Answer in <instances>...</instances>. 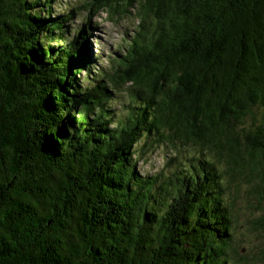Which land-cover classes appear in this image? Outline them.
I'll return each instance as SVG.
<instances>
[{
    "label": "trees",
    "instance_id": "trees-1",
    "mask_svg": "<svg viewBox=\"0 0 264 264\" xmlns=\"http://www.w3.org/2000/svg\"><path fill=\"white\" fill-rule=\"evenodd\" d=\"M81 10L139 20L111 71L51 0H0V264H243L226 195L246 178L264 232V0ZM163 143L199 152L140 173Z\"/></svg>",
    "mask_w": 264,
    "mask_h": 264
},
{
    "label": "rangeland",
    "instance_id": "rangeland-1",
    "mask_svg": "<svg viewBox=\"0 0 264 264\" xmlns=\"http://www.w3.org/2000/svg\"><path fill=\"white\" fill-rule=\"evenodd\" d=\"M84 1L51 0L50 17L71 15V20L65 24L69 30L66 41L71 40L81 30H86L85 44L92 71L94 74L98 70L111 71L116 61L125 54L139 20L133 12L117 19H109L106 13L94 15L92 12H84L81 10ZM76 77L81 83H86V71L79 72ZM126 102L127 97L118 93L117 99L110 105L121 116ZM178 148L180 150L176 151L165 143L156 147L147 146L145 154L138 160V170L147 176L161 173L166 175L179 161L185 162L188 157L199 152V147L195 145ZM250 191L251 184L246 178H238L228 186L226 201L231 207L233 219V254L237 258L244 257L245 260H241L243 264H264V232L254 229L250 222L262 213V209L258 206L257 197Z\"/></svg>",
    "mask_w": 264,
    "mask_h": 264
}]
</instances>
